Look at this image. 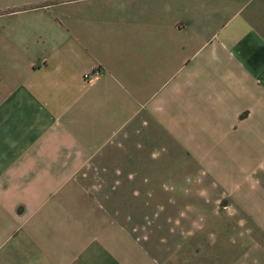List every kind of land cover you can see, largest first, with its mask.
Returning a JSON list of instances; mask_svg holds the SVG:
<instances>
[{"label": "crops", "instance_id": "obj_1", "mask_svg": "<svg viewBox=\"0 0 264 264\" xmlns=\"http://www.w3.org/2000/svg\"><path fill=\"white\" fill-rule=\"evenodd\" d=\"M77 98L88 116L240 139L236 123L264 124V0H0V115L31 111L36 128L54 113L29 110L34 100ZM38 232L11 264H135L123 238Z\"/></svg>", "mask_w": 264, "mask_h": 264}, {"label": "rangeland", "instance_id": "obj_2", "mask_svg": "<svg viewBox=\"0 0 264 264\" xmlns=\"http://www.w3.org/2000/svg\"><path fill=\"white\" fill-rule=\"evenodd\" d=\"M33 103L50 123L0 115V264L43 227L123 238L135 264H264L263 123L221 144L148 115H85L84 98Z\"/></svg>", "mask_w": 264, "mask_h": 264}, {"label": "built area", "instance_id": "obj_3", "mask_svg": "<svg viewBox=\"0 0 264 264\" xmlns=\"http://www.w3.org/2000/svg\"><path fill=\"white\" fill-rule=\"evenodd\" d=\"M89 76H90V75H89ZM89 76H88V77H89Z\"/></svg>", "mask_w": 264, "mask_h": 264}]
</instances>
